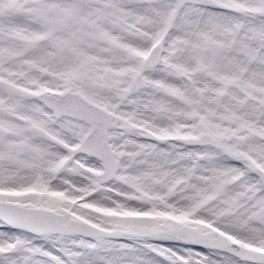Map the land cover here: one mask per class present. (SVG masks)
I'll use <instances>...</instances> for the list:
<instances>
[{
  "label": "snow or ice",
  "instance_id": "obj_1",
  "mask_svg": "<svg viewBox=\"0 0 264 264\" xmlns=\"http://www.w3.org/2000/svg\"><path fill=\"white\" fill-rule=\"evenodd\" d=\"M0 264H264V0H0Z\"/></svg>",
  "mask_w": 264,
  "mask_h": 264
}]
</instances>
